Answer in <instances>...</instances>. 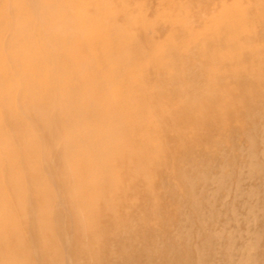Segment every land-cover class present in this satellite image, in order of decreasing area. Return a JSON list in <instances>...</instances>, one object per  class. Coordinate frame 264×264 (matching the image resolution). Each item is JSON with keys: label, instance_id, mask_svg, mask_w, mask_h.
<instances>
[{"label": "rangeland", "instance_id": "1", "mask_svg": "<svg viewBox=\"0 0 264 264\" xmlns=\"http://www.w3.org/2000/svg\"><path fill=\"white\" fill-rule=\"evenodd\" d=\"M75 105L95 111L67 126ZM3 125L0 222L32 248L22 264H53L64 223L59 264H264V0H0ZM75 135L101 176L66 158Z\"/></svg>", "mask_w": 264, "mask_h": 264}, {"label": "bare ground", "instance_id": "2", "mask_svg": "<svg viewBox=\"0 0 264 264\" xmlns=\"http://www.w3.org/2000/svg\"><path fill=\"white\" fill-rule=\"evenodd\" d=\"M52 101V100H51ZM49 102V101H48ZM44 104H47V102H43ZM42 104H41V108H42ZM75 109H79L81 110V112H77V113H70V116H69V119L67 122V126H69L70 122L73 120H79L81 122H84V120L88 119V117L90 118V115L91 113H93L95 110L94 109H89V108H86L85 106H81V105H75L74 106ZM101 108V107H100ZM31 112V111H30ZM46 115V114H45ZM74 115V116H73ZM43 117V118H42ZM37 118V117H36ZM35 118V120H36ZM47 118H50L49 116H45L43 115V112L41 111V117H39L38 119L39 120H42V122H44ZM29 119H30V114L26 111H21V112H16V113H11L9 115V118H8V124L10 123H14L13 125L15 127L18 126L19 129H23L25 127H28V125H30L31 123L29 122ZM23 120V122H22ZM28 120V121H27ZM20 121V122H18ZM31 121V120H30ZM52 121V120H51ZM32 122V121H31ZM54 122V121H53ZM34 123V122H32ZM55 123V122H54ZM39 124V122H38ZM49 124L50 126V122L47 121V123L45 124V126H47ZM64 124V123H63ZM40 125V124H39ZM39 125H37L39 127ZM43 126V124H42ZM45 126L43 128H45ZM51 126H53L51 124ZM7 127V126H6ZM32 127V126H31ZM34 127L35 124H34ZM33 127V128H34ZM4 125L3 126H0V133H2L4 131ZM13 128V127H12ZM50 127H46L45 129H47L49 131ZM56 128V127H54ZM36 129V128H35ZM42 129V128H41ZM125 129V128H124ZM38 130V129H37ZM46 130V131H47ZM39 132L41 130H38ZM38 131H37V134H38ZM58 131V130H57ZM52 132V130H51ZM50 132V133H51ZM44 133H45V130H44ZM48 133V132H47ZM53 133V132H52ZM57 134V133H56ZM59 134V132H58ZM46 135V134H45ZM55 135V134H54ZM112 135V134H111ZM34 136V135H33ZM36 137V136H35ZM41 137V136H40ZM43 137V136H42ZM56 137V136H55ZM86 136H83V137H79L77 135L73 136L72 138H69L64 141V154L66 156V158H69L71 156H73L74 154L76 155L75 158H73L72 160L75 162V160L77 159V162H78V165L79 166H82L84 169H85V173H80V175L82 176V178H86V176L89 175V173H99L98 175L100 174H103L105 172V165H106V162H104L102 159H101V152L98 150V148H96L95 144L93 145L92 142L88 143L86 142ZM45 138V137H44ZM47 138V137H46ZM118 138V136H117ZM24 139V138H23ZM58 139H60V137H58ZM57 139V140H58ZM48 140V139H47ZM54 140V139H53ZM115 140V139H114ZM78 141V142H77ZM39 142V141H38ZM42 142V141H41ZM40 142V143H41ZM58 142V141H56ZM48 143H49V140H48ZM26 143L25 145V149H26V152H30L31 150L34 149V147L36 148L35 145H31V144H28ZM50 144V143H49ZM44 146H46L45 144H43ZM48 146V145H47ZM46 146V147H47ZM54 146V145H53ZM61 146V145H60ZM1 147H3V150L2 151H6L8 152V154H10V157L9 159H7L9 162H10V165L12 167V169H14L16 166H17V156H16V153H17V148H13L10 146H7L2 144L1 143ZM54 148V147H53ZM57 149V148H56ZM79 149H84V150H87L86 152H88L89 154H91L92 157H85V156H81L79 153H78V150ZM111 149V148H110ZM77 150V151H76ZM57 151V150H56ZM62 151V152H63ZM53 153V152H52ZM55 153V152H54ZM13 156H12V155ZM15 155V157H14ZM74 155V156H75ZM59 157V156H58ZM28 159V158H27ZM64 159V158H63ZM25 160V159H23ZM62 163V162H61ZM60 165V164H59ZM62 165V164H61ZM66 167V165H62V167ZM57 168V167H56ZM68 169V167L66 168ZM50 172V171H49ZM75 173V172H74ZM39 174V173H38ZM36 174V175H38ZM45 174V173H44ZM52 174V173H51ZM43 175V173H42ZM98 175L96 174V176L98 177ZM53 176V175H52ZM101 176V175H100ZM36 177V176H35ZM50 177V175H49ZM104 178L102 177V180H97V183L100 184L102 182H104L103 180ZM74 180V179H73ZM76 182V181H75ZM89 182V180H88ZM96 182V180H95ZM91 185V183H89ZM94 184V183H93ZM16 185V187H14V190H16L15 192H17V190H19L17 184H14ZM79 185V184H78ZM89 185V186H90ZM93 186V185H92ZM94 187V186H93ZM78 188V187H77ZM89 188H92V187H89ZM85 190V189H84ZM90 191V190H89ZM49 192L51 193V190H49ZM3 193V192H2ZM18 193V192H17ZM20 193V192H19ZM1 194V193H0ZM87 193H85L86 195ZM81 195V194H80ZM4 196V195H3ZM79 196V195H78ZM74 197V196H73ZM76 197V196H75ZM54 198V197H53ZM78 198V197H77ZM81 198V197H80ZM79 199V198H78ZM53 201V200H52ZM75 201V200H74ZM77 201V200H76ZM82 201V200H81ZM61 202V200H59V203ZM55 203H56V200H55ZM55 203H53V205H55ZM58 203H56L57 205ZM63 204V203H61ZM76 205V204H75ZM81 206V205H80ZM89 206V205H88ZM55 207V206H54ZM58 207V205H57ZM64 211V210H63ZM62 213V211H61ZM66 213V212H65ZM104 213H107V211ZM64 214V213H63ZM62 214H60L61 216ZM66 214H64L63 216H65ZM93 215V214H92ZM105 216V215H103ZM62 217V216H61ZM66 217V216H65ZM98 217V216H97ZM95 218L93 220H97L98 218ZM67 219V218H66ZM61 220H64V219H61ZM68 220V219H67ZM65 221V220H64ZM85 222V221H84ZM97 222V226L93 225L92 227H89L90 228V231L94 234V235H99V239L101 240L102 237H103V233L102 232H98V230L100 231H104L103 228H106L104 225H99V220L96 221ZM67 223V221H66ZM65 224V223H64ZM63 224V225H64ZM68 224V223H67ZM66 224V225H67ZM70 224V223H69ZM82 221L80 220V223L77 224L78 228L81 229L82 226ZM61 227V234L58 236V237H54L51 241V245H52V250L53 251H45V253L47 254V256L49 257V259L51 260V262L53 264H59V263H62V262H66V263H70V260H68L67 258L69 257L68 256V247L69 245L71 244V234L70 232H68L66 229L68 228L67 226H63ZM0 228H3L4 229V233L2 235H0V264H22V259L26 256H29L30 254L27 255V253H30L32 251V248L30 247L29 243L27 242L24 234L22 233V238L20 241L17 240L16 238L14 237H18L19 238V235H15L14 237H11V234H10V229L8 228V224L6 222H3L2 221L0 222ZM56 228V227H55ZM83 228H86L85 226ZM88 228V229H89ZM51 227L46 225L44 228H42V230L44 231H47V230H50ZM72 229V228H71ZM70 229V230H71ZM78 229V230H79ZM73 230V229H72ZM77 230V229H76ZM86 230V229H85ZM41 231V229L38 227V230H37V234L39 235V232ZM90 232V233H91ZM77 233V232H76ZM89 234V230L88 232H86ZM118 233V232H117ZM121 233V232H120ZM51 234V233H50ZM52 236V234H51ZM50 236V237H51ZM105 236V235H104ZM53 237V236H52ZM51 237V238H52ZM95 239V237H94ZM23 240V241H22ZM73 240V239H72ZM93 241V240H92ZM95 241V240H94ZM43 242L42 240H40L39 244ZM59 243V244H58ZM91 242L89 241V243H85L83 244V246L85 248H90V245ZM60 247H59V246ZM40 246V245H39ZM46 248V246H43ZM57 247H59V250L57 249ZM42 249V248H41ZM37 249L34 248V251H36ZM35 253V252H34ZM71 257V256H70ZM71 259V258H70ZM38 262V261H37Z\"/></svg>", "mask_w": 264, "mask_h": 264}]
</instances>
